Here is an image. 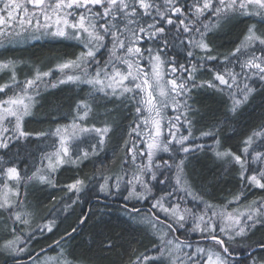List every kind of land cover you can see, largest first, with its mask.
<instances>
[{
    "label": "snow or ice",
    "instance_id": "snow-or-ice-1",
    "mask_svg": "<svg viewBox=\"0 0 264 264\" xmlns=\"http://www.w3.org/2000/svg\"><path fill=\"white\" fill-rule=\"evenodd\" d=\"M239 18L250 22L219 52L212 37ZM42 39L78 50L0 58L4 264H264V0H0V49ZM64 85L89 90L48 113L54 127L28 130L44 94ZM202 92L223 107L200 130ZM257 97L260 114L243 121ZM33 137L44 148L29 164L13 149ZM198 154L218 169L214 181L234 182L222 202L214 181L188 170ZM64 170L73 175L61 184ZM70 216L74 225L35 252Z\"/></svg>",
    "mask_w": 264,
    "mask_h": 264
},
{
    "label": "trees",
    "instance_id": "trees-1",
    "mask_svg": "<svg viewBox=\"0 0 264 264\" xmlns=\"http://www.w3.org/2000/svg\"><path fill=\"white\" fill-rule=\"evenodd\" d=\"M249 22L250 21H248L247 18H239L231 22L222 31L214 35L212 39L214 40L216 49L221 53H227L228 51H230L231 48L234 47L235 44L238 42L237 38L239 37L240 33L245 29L246 24ZM71 43L72 42L70 41L60 42L42 39L39 41H33L31 44L24 45L22 47H10L7 51L0 49V58H2L3 56H15L26 60L40 58L47 62L51 54H71L74 50H78L73 49V47L70 46ZM2 75L3 74H0V76ZM200 78L207 79L208 74L204 73ZM6 79L7 77L4 76L3 79H0V83L4 82V80ZM80 88L83 89V92H81L80 89L76 88L75 86L64 85L61 86V88L59 89L52 90V95L45 93V99L41 100L42 107L37 108L35 112V117L29 121L28 130L39 131L46 130L50 126L54 127L55 125L52 123L51 117L48 115V113L52 109H54L57 104L63 105L66 108L69 103L73 102L75 99L82 98L83 95L89 90L87 86L83 85L80 86ZM193 103L196 107L200 109L201 115L203 117L201 124L197 125V128L200 130H203V124L205 122L210 121L214 116H218L223 107L221 98L219 96H215L211 93L205 92L196 95ZM260 105L261 99L260 97H257L253 101L252 105L245 111L242 120L247 121L249 118L255 119V117L260 114ZM253 109H255V111H253ZM53 115H55V113H53ZM123 117H128V119H131V113L128 109L121 108L120 113L116 117L121 123L126 124L127 121L124 120ZM59 122L64 123L63 120ZM33 141L34 142L31 144L21 141L20 145H18L17 148L13 149V151H19L21 159L28 157L29 164L32 163V159L29 154L36 153V155L38 156L39 152L37 151V149L44 148V144L35 141V137H33ZM92 170L93 166L89 163L83 168L81 174L83 175L86 173L90 175L92 173ZM188 170L191 172L192 177L196 180L197 183H200L202 178H207L208 181H214V177L219 174L218 169L216 168L215 164L210 159V157L203 154H198L197 158L190 159ZM71 175H73L72 171H62L58 176L59 183H65L67 181V178ZM229 180H231L230 177H222L219 181H214V190L209 189L211 196L217 197L218 202H222L223 197L229 196V189H232L234 184V182H226ZM53 194L57 198L62 195V193L58 191L54 192ZM256 195H259V193L250 194L248 199H252ZM37 196L41 200H43L44 205L48 204V200L44 199V194L37 193ZM99 207L103 208V205H100ZM46 211L47 208L41 206L37 212V216L40 217ZM106 211H110L113 220H116L117 218L121 217L120 206L117 203H113L112 207ZM77 212H79V209H77ZM75 220V216L68 217V219L60 226V229L57 233L46 234V237H41L37 241H35L32 245L34 251L39 252L42 248L46 249L48 245L52 244L53 240L57 239L59 235L63 234L65 229H67L70 225H74ZM260 235L261 234L259 232L256 233V235L253 236L252 240L249 242L258 241L260 239ZM85 236L87 237V233L85 234ZM143 243L146 244L147 240H144ZM141 250L143 249L141 248ZM76 251L77 254H80L83 252V249L78 247ZM243 253H245V251L241 250V254ZM256 254L264 255V253L259 252V250H256ZM4 259V256H0V264H4ZM19 260L21 264H24V262H27V256H21ZM8 264H12L11 259H9Z\"/></svg>",
    "mask_w": 264,
    "mask_h": 264
},
{
    "label": "rangeland",
    "instance_id": "rangeland-1",
    "mask_svg": "<svg viewBox=\"0 0 264 264\" xmlns=\"http://www.w3.org/2000/svg\"><path fill=\"white\" fill-rule=\"evenodd\" d=\"M43 214H44V213H43ZM43 214H42V215H43ZM39 218H40V217H38V216L36 215V222H39ZM49 254H52V253H49ZM19 258H20V257H19ZM24 264H26V263L24 262Z\"/></svg>",
    "mask_w": 264,
    "mask_h": 264
},
{
    "label": "water",
    "instance_id": "water-1",
    "mask_svg": "<svg viewBox=\"0 0 264 264\" xmlns=\"http://www.w3.org/2000/svg\"><path fill=\"white\" fill-rule=\"evenodd\" d=\"M255 247V246H254ZM242 256H246L247 255V252H245V253H243V254H241Z\"/></svg>",
    "mask_w": 264,
    "mask_h": 264
}]
</instances>
